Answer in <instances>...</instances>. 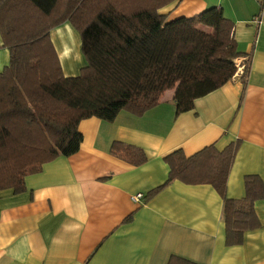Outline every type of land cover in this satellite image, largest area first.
<instances>
[{
    "label": "crops",
    "instance_id": "0c3cea01",
    "mask_svg": "<svg viewBox=\"0 0 264 264\" xmlns=\"http://www.w3.org/2000/svg\"><path fill=\"white\" fill-rule=\"evenodd\" d=\"M217 8L233 23L238 50L250 55L219 88L175 114L172 90L135 116L79 122L77 152L58 156L24 178L25 191L0 190V264H167L177 256L196 264H264V198L253 204L259 227L227 245L222 197L212 185L174 180L145 195L168 175L164 156H190L213 144L222 150L238 140L225 196L245 195L244 178L264 182V14L254 0H173L160 9L169 19ZM50 40L65 76L85 65L80 38L68 22ZM242 57L241 60H245ZM9 53L0 48V71ZM244 81V83H243ZM113 141L137 146L146 161L133 166L110 153ZM142 196L134 201L131 196Z\"/></svg>",
    "mask_w": 264,
    "mask_h": 264
},
{
    "label": "trees",
    "instance_id": "16d2710c",
    "mask_svg": "<svg viewBox=\"0 0 264 264\" xmlns=\"http://www.w3.org/2000/svg\"><path fill=\"white\" fill-rule=\"evenodd\" d=\"M173 0H0V48L9 53L0 71V190L25 191L24 178L44 163L78 151L79 122L113 121L120 111L141 116L172 90L175 114L219 88L238 71L243 80L250 55L238 50L233 23L215 7L191 17L169 19L160 9ZM68 22L78 33L85 65L65 76L50 31ZM244 83V81H243ZM239 147L213 144L186 156H164L168 175L150 198L174 180L210 184L222 197L226 244L259 227L253 204L264 198V182L244 178L245 195L225 196L226 180ZM110 153L138 166L137 146L113 141ZM167 264H196L172 256Z\"/></svg>",
    "mask_w": 264,
    "mask_h": 264
},
{
    "label": "built area",
    "instance_id": "2783aa9c",
    "mask_svg": "<svg viewBox=\"0 0 264 264\" xmlns=\"http://www.w3.org/2000/svg\"><path fill=\"white\" fill-rule=\"evenodd\" d=\"M255 2H257V4L259 5L260 11H259V15L260 17H258V21L260 20L259 18H261V15L264 14V0H254ZM240 60H237V64L235 63V65L238 67V69H240L242 66L240 65ZM142 195L140 193L135 194L133 196H131V199L134 201H137Z\"/></svg>",
    "mask_w": 264,
    "mask_h": 264
},
{
    "label": "rangeland",
    "instance_id": "374dc122",
    "mask_svg": "<svg viewBox=\"0 0 264 264\" xmlns=\"http://www.w3.org/2000/svg\"><path fill=\"white\" fill-rule=\"evenodd\" d=\"M236 64H237V60H236ZM238 65V64H237Z\"/></svg>",
    "mask_w": 264,
    "mask_h": 264
}]
</instances>
